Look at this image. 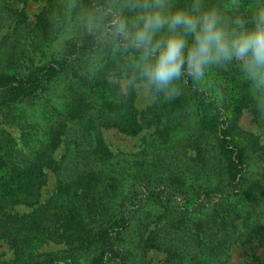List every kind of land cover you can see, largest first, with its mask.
Instances as JSON below:
<instances>
[{
	"label": "trees",
	"instance_id": "obj_1",
	"mask_svg": "<svg viewBox=\"0 0 264 264\" xmlns=\"http://www.w3.org/2000/svg\"><path fill=\"white\" fill-rule=\"evenodd\" d=\"M8 1L0 0V246L11 258L0 264H150L149 250L162 264H227L231 246L264 248V88L235 58L207 66L200 80L185 64L170 99L148 86L156 99L137 111L130 86L147 84L141 52L110 27L115 13L131 20L140 11L130 0H18L43 1L33 21ZM193 2L168 0L189 12ZM199 3L229 28L237 19L254 27L264 7ZM242 113L257 134L239 128ZM4 126L19 132L20 149ZM150 128L137 158L113 155L102 138ZM45 171L56 185L39 203ZM14 206L33 210L10 213ZM46 242L61 248L33 251Z\"/></svg>",
	"mask_w": 264,
	"mask_h": 264
},
{
	"label": "clouds",
	"instance_id": "obj_2",
	"mask_svg": "<svg viewBox=\"0 0 264 264\" xmlns=\"http://www.w3.org/2000/svg\"><path fill=\"white\" fill-rule=\"evenodd\" d=\"M126 6L140 11L131 20L115 13L111 36L140 50L146 87L154 86L170 99L176 92L172 82L181 77L185 64L187 74L200 80L207 66L235 58L253 86L264 88V7L248 29L239 19L229 28L215 8L202 10L199 0L191 12L173 10L168 0H130Z\"/></svg>",
	"mask_w": 264,
	"mask_h": 264
},
{
	"label": "rangeland",
	"instance_id": "obj_3",
	"mask_svg": "<svg viewBox=\"0 0 264 264\" xmlns=\"http://www.w3.org/2000/svg\"><path fill=\"white\" fill-rule=\"evenodd\" d=\"M43 1L41 2H28L22 4L18 0H9L8 7L12 9H22L26 15L28 21H33L34 17L39 13L43 6ZM2 30H0V35ZM111 81H117L119 84V89L122 93H126L129 88L128 83L123 78L109 77ZM146 83H138L130 86V89L133 93V107L137 111H142L146 107L150 106L156 96L152 95L146 87ZM239 128L251 134H257L256 126L250 120V117L247 113H242L238 120ZM4 129L13 137L16 146L18 149L21 148L19 140V132L13 127L4 126ZM153 133V128L143 130L135 137H127L118 133L115 130L108 129L102 131V138L109 151L115 156H127V157H140L142 155V150L145 145L147 137ZM259 143L264 145V138H260ZM63 154V146L59 147L55 153L54 157H59ZM46 181L43 188L39 192V197L37 202L43 203L52 195L55 185H56V176L50 172L45 171ZM33 210L32 207L25 206H14L11 209H8L10 213L14 214H29ZM61 248L60 244L55 243H41L33 249L36 253H46L52 252V250ZM228 261L227 264H257L264 261V248H252L248 246L244 247H235L231 246L227 253ZM11 258V252L4 244L0 246V262H7ZM146 259L150 261V264H162L163 258L159 252L154 250H149L146 253Z\"/></svg>",
	"mask_w": 264,
	"mask_h": 264
}]
</instances>
